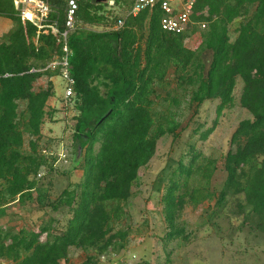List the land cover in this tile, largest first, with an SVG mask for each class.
I'll return each instance as SVG.
<instances>
[{"label":"trees","instance_id":"16d2710c","mask_svg":"<svg viewBox=\"0 0 264 264\" xmlns=\"http://www.w3.org/2000/svg\"><path fill=\"white\" fill-rule=\"evenodd\" d=\"M135 1L76 0L67 29V1L45 0L37 35L14 0H0V17L13 24L0 36V219L10 224L0 225V264H71V249L96 264L150 232L161 264H177L176 251L198 233L182 220L188 207L221 242L242 240L247 252L251 235L264 254V0H194L180 33L162 29L157 2L131 15ZM63 32L72 93L59 108L49 101L61 67L48 66L64 57ZM206 102L215 104L210 127L208 110L200 118ZM235 105L249 118L224 153L205 156L199 145ZM59 123L61 136L46 141L44 126ZM165 136L158 233L146 218L133 221L129 202ZM16 206L42 212L38 225L27 226ZM56 214L68 216L60 231Z\"/></svg>","mask_w":264,"mask_h":264},{"label":"rangeland","instance_id":"374dc122","mask_svg":"<svg viewBox=\"0 0 264 264\" xmlns=\"http://www.w3.org/2000/svg\"><path fill=\"white\" fill-rule=\"evenodd\" d=\"M38 3L39 0H30ZM45 1V0H44ZM30 10L36 12L34 5H30ZM12 22L8 19L0 17V36L5 35L7 30L12 27ZM197 39H193L188 45L194 46L197 43ZM53 82L55 90V98L51 99L49 102L51 105L61 107L60 100L64 98L66 83L61 77H54L51 79ZM46 78H43L37 82V87H45ZM239 90H237L236 97L238 96ZM206 102L200 111V118L203 119L205 112L208 110V123L207 127L211 126L212 120L215 118V104H208ZM62 118V115H60ZM249 118L247 111L240 109L238 105H235L230 110H225L223 115L219 118L218 125L209 137V139L199 145V149L203 152L205 156H217L224 153L227 150V143L230 139L231 134L235 130L237 124ZM63 123L56 125L46 124L43 128V135L45 140L51 141L53 139L58 140L63 131ZM171 138L169 136L163 137L157 144V154L149 165L140 170L139 172V182L140 185L137 188H133L136 195L130 200V212L133 216L134 222H140L144 218L148 220V224L151 229H157L158 233L161 230V216L159 215L161 211V204L159 203V194H157L156 189L159 185L158 179L163 175V169L166 167L168 162V151L170 149ZM62 153H64L62 151ZM66 169H70L69 164H63ZM78 173L73 175V179H77ZM142 211V212H141ZM13 212L21 213L23 222L29 226H37L38 222L42 216V212L32 211L30 213H25V209H18V207H13ZM141 212V213H140ZM54 218L57 220L58 224L56 229L60 231L66 223L68 216L65 214H56ZM182 220L185 221L190 228L197 229V238L192 243L180 247L176 251L174 259L177 264H260L264 262L263 244L260 238L254 239L253 236L248 235V240L253 250L244 252V245L242 240H234L235 245H230L226 241H222L211 233L210 228L207 226H201L203 221L202 214L199 211H194L190 207L186 208L183 213ZM6 218L0 219L1 226H7ZM223 233L227 231V223L222 222ZM15 227L19 228L22 223L17 220L11 223ZM225 247V248H224ZM224 248V250H222ZM243 252V253H242ZM90 252L86 249H71L69 253V258L71 259V264H82L85 256ZM164 254L161 247V242L153 237L150 233L145 235L139 234L133 236L128 248L124 252L112 255L109 258H104L98 261L96 264H133L141 260H148L153 264H161L163 261Z\"/></svg>","mask_w":264,"mask_h":264},{"label":"built area","instance_id":"2783aa9c","mask_svg":"<svg viewBox=\"0 0 264 264\" xmlns=\"http://www.w3.org/2000/svg\"><path fill=\"white\" fill-rule=\"evenodd\" d=\"M67 1V11H66V20L65 27L71 29L73 27V16L76 10V0H66ZM158 3L160 9L164 12L165 16L161 19V27L164 31L180 33L185 30L188 22L189 15L192 12V7L194 0H186L180 2V0H136L133 7L131 8V15L135 16L142 9L152 8L155 3ZM30 5H34L36 12L33 13L30 10ZM109 5H112V2H109ZM14 6L20 12V18L22 22H29L32 26L37 28L36 34L39 32L40 24L36 23L35 20L41 22L45 18L46 13L48 12V6L44 0H39L38 3L30 0H14ZM30 14V17H28ZM38 35V34H37ZM37 35L35 39H37ZM66 32H63L61 37L64 41L62 46V52L64 57L60 61L52 62L48 67H54L59 65L61 67V78L65 81V94L64 97H68L72 93L71 85L72 80L69 77L68 72V49L66 46Z\"/></svg>","mask_w":264,"mask_h":264},{"label":"bare ground","instance_id":"6f19581e","mask_svg":"<svg viewBox=\"0 0 264 264\" xmlns=\"http://www.w3.org/2000/svg\"><path fill=\"white\" fill-rule=\"evenodd\" d=\"M28 17H30V14H28Z\"/></svg>","mask_w":264,"mask_h":264}]
</instances>
